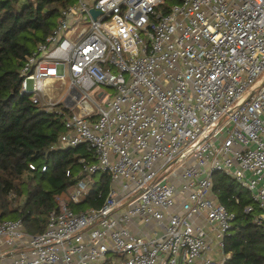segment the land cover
Returning a JSON list of instances; mask_svg holds the SVG:
<instances>
[{
	"label": "built area",
	"instance_id": "2783aa9c",
	"mask_svg": "<svg viewBox=\"0 0 264 264\" xmlns=\"http://www.w3.org/2000/svg\"><path fill=\"white\" fill-rule=\"evenodd\" d=\"M21 76L89 155L42 232L0 219V264H224L218 172L264 227V0H75Z\"/></svg>",
	"mask_w": 264,
	"mask_h": 264
},
{
	"label": "trees",
	"instance_id": "16d2710c",
	"mask_svg": "<svg viewBox=\"0 0 264 264\" xmlns=\"http://www.w3.org/2000/svg\"><path fill=\"white\" fill-rule=\"evenodd\" d=\"M73 2L0 0V219L20 218L32 233L44 230L49 211L56 207L55 197L67 198L66 189L81 169L80 157L89 155L83 145L57 147L65 132L64 113L43 111L21 92L27 56L53 30L61 9ZM102 179L106 181V176ZM213 189L235 213L225 238L231 256L224 264L264 263V227L252 221L254 213L244 212L253 202L249 191L222 173L214 176ZM12 193L19 198L16 204ZM102 201L88 198L89 205Z\"/></svg>",
	"mask_w": 264,
	"mask_h": 264
},
{
	"label": "rangeland",
	"instance_id": "374dc122",
	"mask_svg": "<svg viewBox=\"0 0 264 264\" xmlns=\"http://www.w3.org/2000/svg\"><path fill=\"white\" fill-rule=\"evenodd\" d=\"M74 1H75V0H74ZM100 89H106V87H105V86H102V85H101V86L99 85V86H97L96 88H94V89L92 90V92H93V93H97L98 90H100ZM57 95H58V94H57ZM59 96H60L59 99H62V98H63V94H60ZM220 173H221V172H218V173H216L215 175L220 174ZM96 178L99 179V178H100V175H97ZM109 256H110V254H109ZM113 260L116 261L117 258H113Z\"/></svg>",
	"mask_w": 264,
	"mask_h": 264
},
{
	"label": "water",
	"instance_id": "95a60500",
	"mask_svg": "<svg viewBox=\"0 0 264 264\" xmlns=\"http://www.w3.org/2000/svg\"><path fill=\"white\" fill-rule=\"evenodd\" d=\"M91 12H92L94 15L98 14V11H97V10H94V9H92Z\"/></svg>",
	"mask_w": 264,
	"mask_h": 264
}]
</instances>
